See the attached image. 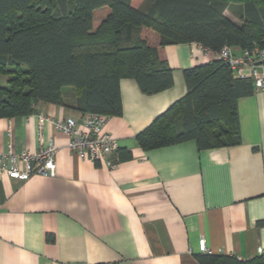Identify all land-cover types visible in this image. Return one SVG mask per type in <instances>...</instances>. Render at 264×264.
Wrapping results in <instances>:
<instances>
[{"label":"crops","instance_id":"obj_1","mask_svg":"<svg viewBox=\"0 0 264 264\" xmlns=\"http://www.w3.org/2000/svg\"><path fill=\"white\" fill-rule=\"evenodd\" d=\"M236 10L224 16L241 25ZM158 56L172 86L147 95L121 79L122 113L105 127L129 159L113 168L80 160L46 121L55 176H0V264H199L201 239L209 255L248 260L264 251V90L238 100L239 145L199 150L187 141L146 152L136 135L185 95L183 71L217 60L196 43L161 47ZM63 97L65 106L37 103L31 115L0 118V151L37 149L40 115L79 119L72 89Z\"/></svg>","mask_w":264,"mask_h":264},{"label":"trees","instance_id":"obj_2","mask_svg":"<svg viewBox=\"0 0 264 264\" xmlns=\"http://www.w3.org/2000/svg\"><path fill=\"white\" fill-rule=\"evenodd\" d=\"M235 6L241 25L224 16ZM106 9L103 15L97 10ZM99 20L98 25H95ZM196 43L217 52L264 48V0H0V118L31 115L32 105L65 106L110 117L122 113L119 81L151 95L169 89L172 71L158 49ZM185 95L136 135L143 151L195 141L199 150L241 142L237 103L254 93L220 60L183 71ZM130 154L119 152L118 160ZM199 264H264V254L197 255Z\"/></svg>","mask_w":264,"mask_h":264},{"label":"built area","instance_id":"obj_3","mask_svg":"<svg viewBox=\"0 0 264 264\" xmlns=\"http://www.w3.org/2000/svg\"><path fill=\"white\" fill-rule=\"evenodd\" d=\"M200 47L204 52L209 51ZM213 53L217 60L228 65L235 79L250 81L254 92L264 90V48L254 46L234 52L233 48L224 46ZM110 118L95 112L85 113L79 119H53L40 115L37 126L38 148L33 151L13 152L11 146H8L7 151H0V176H7L16 181H26L34 175L55 176L58 148L52 140L44 142L42 126L46 121L52 124L55 131L67 138V149L78 159L99 163L107 168L115 167L119 161V145L105 130ZM198 249L201 254H210L204 239L198 242ZM257 254H264V251L259 248Z\"/></svg>","mask_w":264,"mask_h":264},{"label":"rangeland","instance_id":"obj_4","mask_svg":"<svg viewBox=\"0 0 264 264\" xmlns=\"http://www.w3.org/2000/svg\"><path fill=\"white\" fill-rule=\"evenodd\" d=\"M66 88H64L63 90H65Z\"/></svg>","mask_w":264,"mask_h":264}]
</instances>
